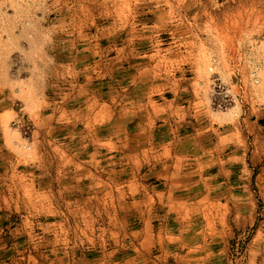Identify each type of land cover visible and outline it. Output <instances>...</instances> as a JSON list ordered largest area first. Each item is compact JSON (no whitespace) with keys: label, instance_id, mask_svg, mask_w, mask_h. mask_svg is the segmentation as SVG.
Here are the masks:
<instances>
[{"label":"rangeland","instance_id":"rangeland-1","mask_svg":"<svg viewBox=\"0 0 264 264\" xmlns=\"http://www.w3.org/2000/svg\"><path fill=\"white\" fill-rule=\"evenodd\" d=\"M0 264H264V0H0Z\"/></svg>","mask_w":264,"mask_h":264},{"label":"crops","instance_id":"crops-1","mask_svg":"<svg viewBox=\"0 0 264 264\" xmlns=\"http://www.w3.org/2000/svg\"><path fill=\"white\" fill-rule=\"evenodd\" d=\"M166 146H161L164 147V151L166 150ZM169 160L167 157L164 159H161V168L170 164ZM161 185H166L167 182H169L170 189H166L165 186L164 188L161 189V198H168L167 201V208L166 212L169 213L171 216H169L168 223L172 222L179 225L180 223H186V220L190 218L192 215H195V224H197L196 227V235L194 239H191V242L193 243V246L190 250L198 251L202 250L205 247H209L211 250L207 252L208 255H214V256H224L226 252V245L223 243H220L224 239L222 238L221 240L214 239L213 236L217 235V232L215 230H219L218 224L219 222H215V225H211V222H214L211 220L210 215L213 213V209L210 208L208 205H205L203 198L207 196V194L195 191L191 194L190 190L187 191H179V189L174 187V184H176L177 181H173V183L168 179V175H161ZM169 180V181H168ZM174 187V188H173ZM192 197H202L199 200H203L204 205H198L194 207L191 203L194 201H191ZM206 199V198H205ZM194 207V208H193ZM226 213V211H220L221 218H220V224L222 227L221 230L224 229L223 221L224 217L223 214ZM216 214H218V211H216ZM188 217V218H186ZM219 221V220H218ZM175 229L167 228L166 231V236L172 237L173 240L177 241H182L186 243L185 241L187 240V237L185 235H181V233H175ZM200 233V234H198ZM214 239V240H213ZM214 241L216 246H213L211 248V242ZM221 247V248H218Z\"/></svg>","mask_w":264,"mask_h":264}]
</instances>
